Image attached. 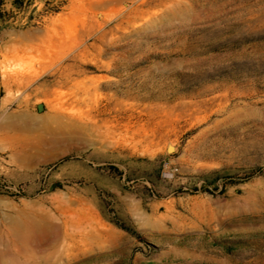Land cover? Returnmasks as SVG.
Instances as JSON below:
<instances>
[{
    "label": "rangeland",
    "instance_id": "obj_1",
    "mask_svg": "<svg viewBox=\"0 0 264 264\" xmlns=\"http://www.w3.org/2000/svg\"><path fill=\"white\" fill-rule=\"evenodd\" d=\"M8 23L0 230L66 221L44 264H264V0L36 1Z\"/></svg>",
    "mask_w": 264,
    "mask_h": 264
},
{
    "label": "bare ground",
    "instance_id": "obj_2",
    "mask_svg": "<svg viewBox=\"0 0 264 264\" xmlns=\"http://www.w3.org/2000/svg\"><path fill=\"white\" fill-rule=\"evenodd\" d=\"M12 218L14 217L11 216ZM25 219H13L8 228L4 224L6 230H0V264L53 263L61 256L60 252H57L59 242L67 238H76V229L69 230L66 221L63 222L64 226L60 227L48 219L45 220V225H40L37 220L27 222L29 220ZM38 251H43L46 255H37Z\"/></svg>",
    "mask_w": 264,
    "mask_h": 264
},
{
    "label": "trees",
    "instance_id": "obj_3",
    "mask_svg": "<svg viewBox=\"0 0 264 264\" xmlns=\"http://www.w3.org/2000/svg\"><path fill=\"white\" fill-rule=\"evenodd\" d=\"M36 1L42 3V11L44 13H55L61 10L62 6L66 3L67 0H9V3L11 5V8L9 10L5 7L8 0H0V30L10 26V24L8 23V18L10 17L13 9L24 13ZM35 10L36 6L32 8L31 13H29V15L27 16V22L25 25L30 24L31 21L35 18ZM218 172H220V170H214L210 173L205 174L204 177L206 178ZM126 229L129 230L128 228Z\"/></svg>",
    "mask_w": 264,
    "mask_h": 264
},
{
    "label": "water",
    "instance_id": "obj_4",
    "mask_svg": "<svg viewBox=\"0 0 264 264\" xmlns=\"http://www.w3.org/2000/svg\"><path fill=\"white\" fill-rule=\"evenodd\" d=\"M37 108L41 109L42 108V104H38Z\"/></svg>",
    "mask_w": 264,
    "mask_h": 264
}]
</instances>
